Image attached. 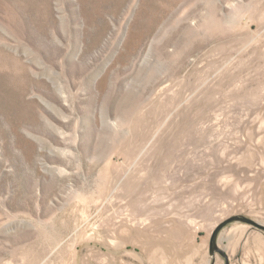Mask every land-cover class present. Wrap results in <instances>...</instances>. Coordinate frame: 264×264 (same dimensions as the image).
Returning a JSON list of instances; mask_svg holds the SVG:
<instances>
[{
  "label": "rangeland",
  "instance_id": "1",
  "mask_svg": "<svg viewBox=\"0 0 264 264\" xmlns=\"http://www.w3.org/2000/svg\"><path fill=\"white\" fill-rule=\"evenodd\" d=\"M264 0H0V264H264Z\"/></svg>",
  "mask_w": 264,
  "mask_h": 264
},
{
  "label": "crops",
  "instance_id": "2",
  "mask_svg": "<svg viewBox=\"0 0 264 264\" xmlns=\"http://www.w3.org/2000/svg\"><path fill=\"white\" fill-rule=\"evenodd\" d=\"M117 250L97 251L94 248H85L84 251H76L73 257L61 264H124L123 257Z\"/></svg>",
  "mask_w": 264,
  "mask_h": 264
},
{
  "label": "water",
  "instance_id": "3",
  "mask_svg": "<svg viewBox=\"0 0 264 264\" xmlns=\"http://www.w3.org/2000/svg\"><path fill=\"white\" fill-rule=\"evenodd\" d=\"M234 222H241V223H245V224H249L251 226H254L256 228L262 229L264 230V226L258 224L257 222L244 217V216H232L228 219H226L225 221L221 222L220 224H218L216 226V228L214 229L211 238H210V242H209V253L211 256H213L215 253H219L221 254L223 257L227 258L226 254L224 253V251L222 249H220L218 247V237L219 234L221 232V230L226 227L228 224L234 223Z\"/></svg>",
  "mask_w": 264,
  "mask_h": 264
}]
</instances>
